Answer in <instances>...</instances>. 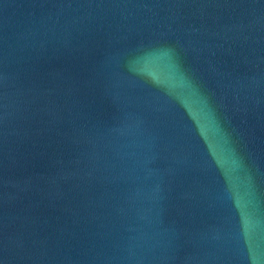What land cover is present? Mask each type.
<instances>
[{
	"label": "water",
	"instance_id": "95a60500",
	"mask_svg": "<svg viewBox=\"0 0 264 264\" xmlns=\"http://www.w3.org/2000/svg\"><path fill=\"white\" fill-rule=\"evenodd\" d=\"M0 264H264V0H0Z\"/></svg>",
	"mask_w": 264,
	"mask_h": 264
}]
</instances>
